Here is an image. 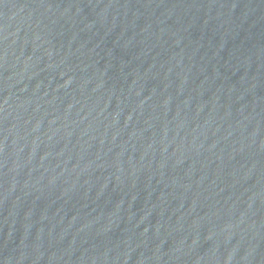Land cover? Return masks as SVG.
<instances>
[{
    "label": "water",
    "instance_id": "obj_1",
    "mask_svg": "<svg viewBox=\"0 0 264 264\" xmlns=\"http://www.w3.org/2000/svg\"><path fill=\"white\" fill-rule=\"evenodd\" d=\"M0 264H264V0H0Z\"/></svg>",
    "mask_w": 264,
    "mask_h": 264
}]
</instances>
